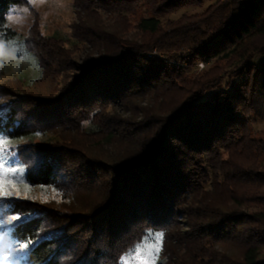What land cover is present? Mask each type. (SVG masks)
Masks as SVG:
<instances>
[{
    "label": "trees",
    "instance_id": "obj_1",
    "mask_svg": "<svg viewBox=\"0 0 264 264\" xmlns=\"http://www.w3.org/2000/svg\"><path fill=\"white\" fill-rule=\"evenodd\" d=\"M204 1L72 0L69 40L44 34L28 0H0V42L14 35L9 9L27 5L22 42L40 68L0 84V179L78 201L0 204L4 264H120L151 232L164 233V264H264V135L250 122L264 120V65L253 61L264 0L167 17ZM198 62L208 67L192 71ZM93 141L107 154L91 153Z\"/></svg>",
    "mask_w": 264,
    "mask_h": 264
},
{
    "label": "rangeland",
    "instance_id": "obj_2",
    "mask_svg": "<svg viewBox=\"0 0 264 264\" xmlns=\"http://www.w3.org/2000/svg\"><path fill=\"white\" fill-rule=\"evenodd\" d=\"M216 1L217 0H205L201 6L184 7L168 14L167 17L170 19H176L183 15L196 13L206 8L208 5L215 3ZM28 2L30 3L29 5L33 6L39 12L40 26L44 34L51 35L57 32L62 37H65L69 40L73 39L71 25L77 21V16L74 6L72 5V0H28ZM27 7V5L21 7H13L7 12L6 26L14 32V35L13 37H9L2 43L0 42V54L6 62L5 73L0 74V84L14 85V74L22 75L27 79L34 78L39 74L40 68L38 65L37 56L27 51L24 48L22 42L31 22V14ZM141 13L142 12L139 11L135 15L127 16L130 26L128 27L129 29L123 33L124 37L129 38L131 37V35L134 36V34H136L133 26L141 16ZM102 19L103 22L107 25L113 24L112 18L105 13H102ZM67 47H69L71 50L73 49L72 51L76 59L79 55H82L83 49L81 44L79 46L68 44ZM154 55H156V51ZM253 61L257 64L264 65V53L255 55ZM207 67V65L198 62L194 66L192 71L199 72L202 69H206ZM227 80V77L223 79V85L227 83ZM239 80L240 79L238 78H234V84L238 83ZM227 90L231 91V88H227ZM209 96L210 93H206L204 95V98H208ZM250 122L255 133L264 135V120H257L252 118ZM96 145L97 144H95L94 141L91 142L88 150L91 153L93 152V154L98 153L99 151V155L101 156L103 154H107L106 152L101 151L100 146ZM105 146L106 145H104V147ZM105 148L107 149V152H111L113 156L117 155V153H119L120 151L118 149H111L109 145ZM8 190L12 191L14 194L18 193L20 197H27V199H31L40 203H49L50 205L58 207L63 211H66V207H68L72 203H78L76 199H71L66 195L63 196L60 191H57L56 189H53L49 186L25 187L23 185L17 184L16 188H12L10 186ZM251 209L254 211H260L259 207H252ZM149 234L135 246L151 243L152 241L149 238ZM132 249L127 251L122 256L120 264H122L123 261L132 260L134 255V253H132ZM7 257L8 260H13L15 254L11 252ZM137 259H145L147 264H152L153 260L154 264H164L161 256V246L158 255H146L145 257ZM0 264H4L2 259H0Z\"/></svg>",
    "mask_w": 264,
    "mask_h": 264
},
{
    "label": "snow or ice",
    "instance_id": "obj_3",
    "mask_svg": "<svg viewBox=\"0 0 264 264\" xmlns=\"http://www.w3.org/2000/svg\"><path fill=\"white\" fill-rule=\"evenodd\" d=\"M24 150H28L27 146H22ZM13 172L16 171L15 168L12 169ZM12 188H16L17 184L14 182L13 179H0V204L5 203V201L21 200L27 199V197H20L18 193L14 194L12 191L8 190V186ZM21 217L13 216L11 221H5L4 223L9 225L10 227H15L12 225V221L19 222ZM149 238L152 241L151 243H146L144 245L134 246L132 249V253H134L133 258L131 261H123L122 264H147L145 259H137L141 257H145L146 255H158L160 251V246L164 238V233H150ZM31 241L29 243L19 244L18 246H13V252H24L30 248ZM154 264V260L152 262Z\"/></svg>",
    "mask_w": 264,
    "mask_h": 264
},
{
    "label": "built area",
    "instance_id": "obj_4",
    "mask_svg": "<svg viewBox=\"0 0 264 264\" xmlns=\"http://www.w3.org/2000/svg\"><path fill=\"white\" fill-rule=\"evenodd\" d=\"M155 54V51H153L149 56L151 57V56H153Z\"/></svg>",
    "mask_w": 264,
    "mask_h": 264
}]
</instances>
